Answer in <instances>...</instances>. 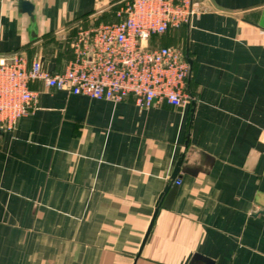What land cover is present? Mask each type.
<instances>
[{"label": "crops", "instance_id": "obj_1", "mask_svg": "<svg viewBox=\"0 0 264 264\" xmlns=\"http://www.w3.org/2000/svg\"><path fill=\"white\" fill-rule=\"evenodd\" d=\"M116 1L0 0V55L61 72ZM194 3L191 104L29 83L35 109L0 128V264H264V0Z\"/></svg>", "mask_w": 264, "mask_h": 264}, {"label": "built area", "instance_id": "obj_2", "mask_svg": "<svg viewBox=\"0 0 264 264\" xmlns=\"http://www.w3.org/2000/svg\"><path fill=\"white\" fill-rule=\"evenodd\" d=\"M114 19L79 26L70 40L72 58L51 73L40 59L21 52L0 55V128L13 130L36 107L31 81L98 100L131 98L148 109L165 102L184 107L196 100L189 83L190 56L184 45L163 44L199 12L194 0H117ZM175 179V183L179 184Z\"/></svg>", "mask_w": 264, "mask_h": 264}, {"label": "rangeland", "instance_id": "obj_3", "mask_svg": "<svg viewBox=\"0 0 264 264\" xmlns=\"http://www.w3.org/2000/svg\"><path fill=\"white\" fill-rule=\"evenodd\" d=\"M174 35L175 36L173 38H167V37H165V39H170L169 43H171V44L184 45V34H179V33H176L175 32Z\"/></svg>", "mask_w": 264, "mask_h": 264}, {"label": "water", "instance_id": "obj_4", "mask_svg": "<svg viewBox=\"0 0 264 264\" xmlns=\"http://www.w3.org/2000/svg\"><path fill=\"white\" fill-rule=\"evenodd\" d=\"M22 9L28 13L32 11V5L28 1H22ZM191 62V61H190Z\"/></svg>", "mask_w": 264, "mask_h": 264}, {"label": "trees", "instance_id": "obj_5", "mask_svg": "<svg viewBox=\"0 0 264 264\" xmlns=\"http://www.w3.org/2000/svg\"><path fill=\"white\" fill-rule=\"evenodd\" d=\"M165 37H167L166 35H163V36H161L159 39H160V41H161V43H163V44H168L169 42H167L166 40H165ZM168 38V37H167ZM163 41V42H162Z\"/></svg>", "mask_w": 264, "mask_h": 264}]
</instances>
